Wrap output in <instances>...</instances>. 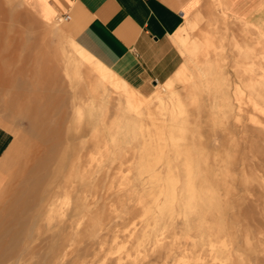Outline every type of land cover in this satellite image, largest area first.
Segmentation results:
<instances>
[{"label": "rangeland", "instance_id": "1", "mask_svg": "<svg viewBox=\"0 0 264 264\" xmlns=\"http://www.w3.org/2000/svg\"><path fill=\"white\" fill-rule=\"evenodd\" d=\"M172 44L140 93L0 0V264H264V14L206 0Z\"/></svg>", "mask_w": 264, "mask_h": 264}, {"label": "crops", "instance_id": "2", "mask_svg": "<svg viewBox=\"0 0 264 264\" xmlns=\"http://www.w3.org/2000/svg\"><path fill=\"white\" fill-rule=\"evenodd\" d=\"M29 1L42 14L46 10L81 52L105 70L118 72L125 82L144 93L170 80L178 69L181 57L172 37L185 18L206 0ZM219 2L226 14L235 19L255 21L264 14V0ZM11 143L12 134L0 125V177L3 169L10 166L5 160ZM4 179L1 178L0 187Z\"/></svg>", "mask_w": 264, "mask_h": 264}, {"label": "built area", "instance_id": "3", "mask_svg": "<svg viewBox=\"0 0 264 264\" xmlns=\"http://www.w3.org/2000/svg\"><path fill=\"white\" fill-rule=\"evenodd\" d=\"M63 19L66 20L67 19V16H64Z\"/></svg>", "mask_w": 264, "mask_h": 264}]
</instances>
